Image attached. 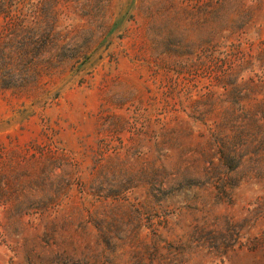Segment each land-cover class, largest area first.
Returning a JSON list of instances; mask_svg holds the SVG:
<instances>
[{"label": "rangeland", "instance_id": "rangeland-1", "mask_svg": "<svg viewBox=\"0 0 264 264\" xmlns=\"http://www.w3.org/2000/svg\"><path fill=\"white\" fill-rule=\"evenodd\" d=\"M0 264H264V0H0Z\"/></svg>", "mask_w": 264, "mask_h": 264}, {"label": "trees", "instance_id": "trees-1", "mask_svg": "<svg viewBox=\"0 0 264 264\" xmlns=\"http://www.w3.org/2000/svg\"><path fill=\"white\" fill-rule=\"evenodd\" d=\"M47 38H48V34L41 41V43L39 45V48L40 49H45L46 50V45L48 43V41L46 40ZM24 47H25V49H24ZM27 47H28L27 44H25L23 42H20V47H18V49H19L18 55L25 58V55L29 53V50H26ZM3 56L8 57V59L11 60V61L14 59L13 58V55H11V56H9V55H3ZM21 62L23 64V61H21ZM9 64H10V62H9ZM14 67H15V65H14ZM27 69H29V66L27 67ZM222 147H223V149H226V148L229 149L228 146L226 145V143L225 144H222ZM231 155H232L231 153H226L223 150V153H222L223 159H221L222 160L221 162H224V164L227 165L226 163H229L230 160L233 159V157H231Z\"/></svg>", "mask_w": 264, "mask_h": 264}]
</instances>
